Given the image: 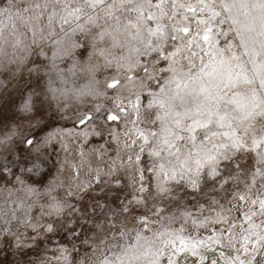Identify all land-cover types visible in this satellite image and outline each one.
I'll use <instances>...</instances> for the list:
<instances>
[{
	"label": "snow or ice",
	"instance_id": "1",
	"mask_svg": "<svg viewBox=\"0 0 264 264\" xmlns=\"http://www.w3.org/2000/svg\"><path fill=\"white\" fill-rule=\"evenodd\" d=\"M0 264H264V0H0Z\"/></svg>",
	"mask_w": 264,
	"mask_h": 264
}]
</instances>
